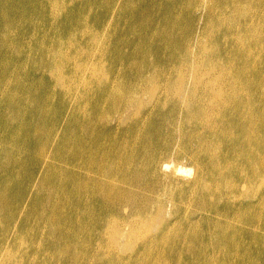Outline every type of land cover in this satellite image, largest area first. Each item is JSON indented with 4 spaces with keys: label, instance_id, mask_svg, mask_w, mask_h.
Returning <instances> with one entry per match:
<instances>
[{
    "label": "bare ground",
    "instance_id": "obj_1",
    "mask_svg": "<svg viewBox=\"0 0 264 264\" xmlns=\"http://www.w3.org/2000/svg\"><path fill=\"white\" fill-rule=\"evenodd\" d=\"M82 1L0 0V264H36L33 255L39 264H122L114 249L140 240L155 256L168 249L171 263L181 252L182 264H264V71L251 80L264 65V0H99L96 17L89 5L78 10ZM187 10L193 19L182 27ZM70 17L76 28L67 36L39 32ZM201 21L205 39L191 60ZM224 26L234 33L221 38L225 53L213 42ZM20 45L28 49L26 73ZM14 67L21 78L46 81L48 97L24 89L19 76L11 81ZM122 68L129 80L118 84L113 73ZM55 92L52 111L46 104ZM168 102L186 107L185 140L201 157L193 158L200 172L192 180L160 178L149 152L141 163L131 149L119 163L120 150L111 153L103 138L112 115L135 127L147 104L164 110ZM98 110L108 113L97 117ZM68 115L74 122L61 118ZM113 177L131 189L159 188L174 213L184 204V215L208 226L173 251L164 230L153 229L164 223L161 200L141 204ZM232 208L231 219L212 220ZM148 262L139 260L161 261Z\"/></svg>",
    "mask_w": 264,
    "mask_h": 264
},
{
    "label": "rangeland",
    "instance_id": "obj_2",
    "mask_svg": "<svg viewBox=\"0 0 264 264\" xmlns=\"http://www.w3.org/2000/svg\"><path fill=\"white\" fill-rule=\"evenodd\" d=\"M99 0H83L81 3H78V10L84 9L86 5H89L91 7V14L98 16L100 13L103 12V8L99 7ZM163 7H165L166 3L163 1L162 3ZM216 10V9H215ZM226 10V9H223ZM27 12V10H25ZM221 11V10H220ZM216 12H219V10H216ZM77 15V12L75 13ZM194 13L191 11H188L183 15L182 19V27H184L185 23L188 21H191L193 19ZM93 17V18H95ZM89 18V20L93 19ZM73 17H70L67 20V23L64 25L60 23L59 20H51L50 22H46L43 26L38 27L39 32L46 29V36L45 39L57 36V35H63L67 36V31L70 29L72 31L75 27V25L72 22ZM203 22L201 21L194 29L192 42L190 43V51L193 50L191 60L194 57V52L197 48V45L199 42L203 41L205 39V32L203 31ZM225 26L222 27L219 30V33L216 37H214L213 42L217 43L223 53H225L224 47L221 46L220 41L221 38L223 42H227V37H233L234 33L227 32L225 33ZM42 35V34H41ZM200 39V41H198ZM32 45V53L35 52L34 45ZM19 54L22 56L21 60H23V66H24V72H28L29 68L31 67L29 62V56H28V49L23 48L22 45L18 48ZM17 53L13 54V56H16ZM224 58L220 57L219 59ZM15 68V67H14ZM13 76L11 78V81H14L19 76V80L22 81L24 85V89L33 88V91L41 98L45 99L48 97V84L46 81L42 80L41 77H35L31 79L21 78V75L18 69H14ZM108 71V64H105V72ZM264 71V65L260 70L257 71L258 76L256 78H251V80L256 82L262 72ZM111 75V73H110ZM109 75V76H110ZM189 75H191L189 73ZM113 77L116 78L118 81V84L121 82H126L129 80V76L126 75V72L124 68L121 70H116L115 74L113 73ZM10 91L12 95L14 94L15 90L10 88ZM20 94L19 92L17 93ZM54 102L51 104H46L52 111L56 108V103L58 102V95L57 92L53 95ZM256 95L253 93V100L255 103ZM147 99V97L145 98ZM158 103L157 105H159ZM255 108L258 110L263 109L262 107H259L255 103ZM107 110H98L96 112L97 117L104 116L103 114H107ZM123 113L120 115L114 114L110 119H108L107 126L104 128V132L107 134L106 137L103 136L105 142L108 144V150L113 152H118L120 150V154L122 156L118 157L117 160L119 163L122 162L123 158H129L127 155H123L124 153H129L131 149H134L139 154V162L142 163L141 159L146 152H149L150 154H154L155 161L159 159L158 163L161 164L157 167L159 169L158 173L160 178H163L165 175H173L178 181H186V180H192L197 172H200L196 170L193 162V158H198L201 160V157H199V151L198 148L195 147V145L189 143V139L185 140L186 131H187V117H186V107L184 104H172V102H168L164 110H159L156 105L147 104L146 110L143 112L142 116L139 119V123L137 126L133 127L129 122H125L123 120ZM64 122L66 123V119H70V121L74 122V118L71 115L68 116H62L61 117ZM77 118L75 117V121ZM201 120H199L200 122ZM56 125H59L63 127V123H57ZM96 130V129H95ZM199 131H201L199 129ZM198 130H195L194 132H199ZM68 136V135H67ZM131 140H133L135 143H133ZM38 139L36 140V142ZM123 148V151L121 152ZM107 152V151H106ZM31 155V159H29L28 163L32 162V157L34 154ZM22 153L19 154V159H21ZM123 157V158H122ZM191 158L192 162L189 160ZM199 160V162H200ZM37 161H40V159L37 158ZM31 166V164H30ZM178 168H181L180 171H176ZM163 175V177H162ZM114 178V184L117 185V187H122L126 192L133 191L141 198V204H145L144 200L146 198L151 199L155 204L161 200L162 203L160 207L162 208V213L164 216V223L155 225L153 229H163L164 235L168 238H170V247L171 249L176 250L186 248L190 244V238L186 235L189 234L192 230H196L199 233H202L206 227L207 224H203L200 219H206V218H200V217H189L187 214L184 215V212H186V207H184V204L179 205L178 209L180 210L179 214L174 213L175 205L170 204L167 202L164 198L159 194V188L153 187L151 193L148 192L144 187L138 188V189H131L129 183L126 180H121L117 177ZM175 187L169 185V189L173 190ZM130 189V190H129ZM156 197H159L156 198ZM161 197V198H160ZM228 207H230V203L228 202ZM237 205V204H236ZM239 205V204H238ZM152 209L155 211L157 209L156 206L151 205ZM236 208V207H234ZM239 209V206H237ZM232 209L227 210L228 212L225 214L217 213L213 215V219L215 221H224V219H231V212ZM255 210V209H254ZM191 211H193V208H191ZM173 214V216H172ZM187 219H196L195 221L187 220ZM123 222V221H122ZM121 222V223H122ZM235 223V221H231ZM236 224V223H235ZM241 226L240 222L238 224ZM123 231H127L128 227L124 226L122 228ZM154 235H157L156 231H152ZM149 234V233H148ZM147 234V235H148ZM153 235V236H154ZM151 236V233L149 235ZM148 236V238H149ZM178 236H181L182 239H178ZM81 242L82 237L80 235ZM147 239V237H145ZM177 239L179 241H177ZM144 240H140L138 244L131 247V249H124L122 246H117L118 254H121L122 264H139V260L141 257H144L145 260L148 261H154V260H160V264H182V254L180 252L179 258L177 257L172 263L168 262V249H161V252L155 256L154 250H149L144 246L143 244ZM146 241V240H145ZM173 241H175L173 243ZM151 242V240H150ZM122 243H124L122 241ZM98 245V244H97ZM85 246V244H84ZM96 246V245H95ZM221 253V252H220ZM177 254V253H176ZM181 258V259H180ZM255 258V257H254ZM256 259V258H255ZM34 263H40V258L37 255H33L31 259ZM149 263V262H148ZM107 264H111L110 260ZM115 264V263H112ZM118 264V263H116Z\"/></svg>",
    "mask_w": 264,
    "mask_h": 264
}]
</instances>
